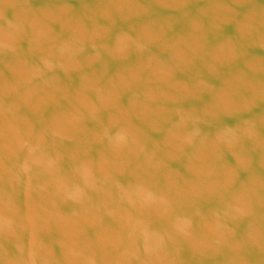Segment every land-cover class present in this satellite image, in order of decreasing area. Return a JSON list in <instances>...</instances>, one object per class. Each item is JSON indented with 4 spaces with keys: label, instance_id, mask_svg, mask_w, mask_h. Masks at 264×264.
Listing matches in <instances>:
<instances>
[{
    "label": "water",
    "instance_id": "1",
    "mask_svg": "<svg viewBox=\"0 0 264 264\" xmlns=\"http://www.w3.org/2000/svg\"><path fill=\"white\" fill-rule=\"evenodd\" d=\"M0 264H264V0H0Z\"/></svg>",
    "mask_w": 264,
    "mask_h": 264
}]
</instances>
